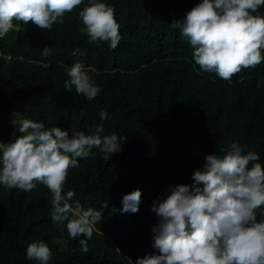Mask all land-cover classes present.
<instances>
[{"label": "trees", "instance_id": "16d2710c", "mask_svg": "<svg viewBox=\"0 0 264 264\" xmlns=\"http://www.w3.org/2000/svg\"><path fill=\"white\" fill-rule=\"evenodd\" d=\"M91 2L83 0L50 31L13 21L20 27L0 38V142L22 135L12 123L15 113L70 135H90L103 124L102 135L124 139L109 159L93 149L95 155L69 169L64 185L65 193L75 192L71 202L100 211L102 220L85 253L79 244L85 237L73 239L66 222H53L46 186L25 192L0 185V264H38L26 250L39 241L52 251L48 264H136L157 253L154 202L172 186L192 184L207 155L223 156L238 142L264 165V61L223 80L195 64L189 41L171 27L202 0H100L114 8L120 25L115 49L81 33L79 13ZM255 14L264 16V5ZM76 49L81 54L73 56ZM77 60L101 89L91 100L64 89ZM136 189L139 211L121 212L123 196ZM256 211L264 220V206Z\"/></svg>", "mask_w": 264, "mask_h": 264}, {"label": "clouds", "instance_id": "9594fccd", "mask_svg": "<svg viewBox=\"0 0 264 264\" xmlns=\"http://www.w3.org/2000/svg\"><path fill=\"white\" fill-rule=\"evenodd\" d=\"M83 0H0V38L19 23L29 22L41 30H51L65 22ZM264 0H202L187 12L186 18L171 23L193 48L195 64L204 72H214L230 81L242 69L255 68L264 61V16L255 14ZM79 16L89 43L107 42L115 49L120 43V25L114 8L93 0ZM79 49L73 56L80 55ZM41 55L47 58L51 48ZM64 89L91 100L101 89L77 60L67 71ZM107 112L100 113L101 119ZM12 123L18 133L14 141L0 142V185L6 189L32 191L43 184L52 194L51 218L65 223L68 235L80 239L81 250L88 252V240L102 220L100 211L85 209L71 202L74 191H64L68 172L99 149L105 159L121 151L124 139L115 133L102 135L103 124L93 134L72 135L60 127L46 129L42 122L17 118ZM16 135L15 133L13 134ZM247 145L231 143L223 156L209 154L192 176V184H178L170 194L157 198L152 211L158 223L152 227L156 254L138 258L136 264H264V220L257 209L264 206V165ZM251 165V166H250ZM250 166V167H249ZM142 191L123 196V213L139 211ZM29 260L48 264L52 251L44 241L33 242L26 250Z\"/></svg>", "mask_w": 264, "mask_h": 264}]
</instances>
